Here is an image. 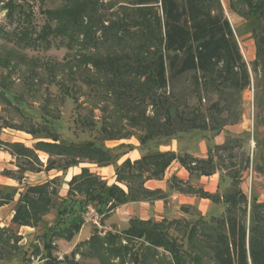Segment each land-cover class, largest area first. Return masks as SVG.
Masks as SVG:
<instances>
[{
	"label": "trees",
	"instance_id": "16d2710c",
	"mask_svg": "<svg viewBox=\"0 0 264 264\" xmlns=\"http://www.w3.org/2000/svg\"><path fill=\"white\" fill-rule=\"evenodd\" d=\"M91 1L92 3L83 1L67 7L66 0V5L62 8L45 11L47 18L56 22V25L52 27L46 24L40 33L30 24L31 12H26L13 0H9L5 8L8 17L12 18L17 14L28 22L25 30H21L18 38L16 37L17 41L33 46L40 42L37 39L46 29L45 40L52 36L58 38L67 48H79V57L74 62L68 61V72L82 67L92 72L93 75H87L84 81L89 87L96 84L95 88L101 87L105 96L116 99L120 112L125 114L132 127H141L145 131L139 138L142 145L161 135L172 137L175 118L186 130L216 129V135H219L221 127L226 124L218 126V121H209V125L200 124L196 109L192 111L191 118H184L178 112L174 116L172 101H175L176 96L168 92L169 89L172 90L173 82L185 76H201L202 84L196 78L197 84L194 88L200 98L203 93L220 95L225 90L243 92L250 87V72L219 0H212V4L216 2L213 7L205 4L206 0H125V5L121 6L125 17L124 26L113 23L109 27L99 25L97 21L100 18L96 13L99 0ZM243 1L248 8V15L264 20V0ZM86 20H96V23ZM99 31L101 38L97 36ZM34 35L36 36L32 39ZM142 37L145 38L141 41H146V44L143 42L139 46L136 41ZM254 37L257 48L254 66L257 70L261 68L264 74V28L255 30ZM103 45L120 47L123 51L117 53L110 48V54L106 56H98L96 52L84 53L97 50ZM1 93L5 94L4 91ZM148 107H152L153 116L147 115ZM46 125L52 130L55 128L50 122ZM106 127L104 135L107 141L125 138V135H116L115 124H108ZM3 128L25 131L35 140H40L33 149L19 143L0 141V149L9 151L18 159L20 173L41 171L43 165L37 151L50 156L45 167L46 172L68 171L85 162L103 168L115 161L113 150L95 141L61 142L54 131L41 136L43 132L39 126L22 130L0 125V131ZM226 148L228 147H218ZM213 157L209 155L207 159H198L190 155L179 156L170 151L144 154L139 160H126L117 167V179L112 185L91 173L89 169L83 168L68 183V194L61 200L56 223L42 236L44 248L48 252L44 264L57 263L51 254L54 240L71 242L81 232L85 224L82 215L89 205L94 206L103 219H107L122 205L164 200L167 193L151 191L145 184L150 180H162L174 162H179L193 177L212 176L217 170ZM229 158L230 164L237 166L234 157L229 155ZM236 172L229 174L233 186L229 194L206 193L183 182L173 183L172 188L226 207L222 218L210 219V222L218 224L223 233L216 232L218 227L215 226L210 228L211 233L206 232L203 235L211 240L212 259L215 264H264V203H257L254 199L249 204L248 196L240 187L241 174ZM56 183L57 178L43 185L28 187L17 202L12 225L19 228L38 227L43 218L55 208L59 198ZM13 199L14 194L0 191V207L11 203ZM183 211L188 212L189 208H183ZM200 219L205 221L204 218ZM181 222L182 219L162 222L133 219L128 229L107 232L104 238L96 232L86 244L90 257L99 260L100 264H116L113 263L116 259L119 260L117 264H125L124 257L131 251L129 244L132 239H145L156 249L165 246L178 259L175 253L177 249L167 239L164 225L172 226ZM6 234L14 235L11 229L0 228V248L7 245L4 240ZM197 236L194 231L188 234L189 239ZM16 237L19 243L22 239ZM123 241H127V245ZM2 252L0 249V256ZM191 260L193 264H198L197 256H193Z\"/></svg>",
	"mask_w": 264,
	"mask_h": 264
},
{
	"label": "rangeland",
	"instance_id": "374dc122",
	"mask_svg": "<svg viewBox=\"0 0 264 264\" xmlns=\"http://www.w3.org/2000/svg\"><path fill=\"white\" fill-rule=\"evenodd\" d=\"M8 1L0 0V125L22 128V130L39 126L43 132L41 136H45L46 132L54 131L59 135L61 142L95 141L112 149L115 161L105 170L85 162L79 168H72L69 171L54 170L37 177L36 180H31L32 183H42L57 178L59 198L51 214L36 228L21 229L12 225L9 219L12 213L11 207L0 209V228H9L14 233L4 236L7 245L0 248L3 250L0 264H44L48 252L44 248L42 236L58 219L61 200L67 197V182L74 175L80 174V168H87L103 181L112 184L122 158L134 149H138L140 154L144 155L175 148V153L184 156L191 155L189 152L198 154L200 145L206 146L207 155L214 156L217 168L215 180L220 195L232 192L233 186L229 174L237 171L236 173L241 174L240 187L248 196L249 203L254 198L260 203L264 202V74L261 68L257 70L253 63L257 52L254 31L264 28V20L248 15V8L243 0H219V3L224 16L231 24L250 72V87L243 92L225 90L220 95L203 93L201 100L194 91L197 79L199 84L203 82L201 76H185L173 82L172 90H168L176 96L175 101H172L174 116L178 112L184 118H191L192 111L196 109L199 116L197 121L200 124L209 125V121H218V126L226 124L220 129L223 145H217L216 141L219 138L216 139L218 137L216 129L186 130L176 118L172 137L161 135L142 145L139 138L145 134V131L141 127H132L125 114L120 112L115 98L105 96L101 92V87L95 88L96 84L89 87L84 81L87 75H93L92 72L84 67L73 68V72H68L69 62H74L79 57V48H67L58 38L52 36L45 40L46 29L37 39L40 42L33 46L17 41L16 37L21 30H25L28 22L17 14L12 18L8 17L5 8ZM13 1L26 12H31L30 24L37 33H40L46 24L52 27L56 25V22L47 18L45 11L60 9L66 5V0ZM83 1L92 3L91 0H67L66 6L71 7L72 4H81ZM123 2L125 0H99L96 12L100 17L97 18L99 25L109 27L113 23H118L124 26L125 17L121 7L125 5ZM205 4L216 6V2L212 4V0H206ZM89 22L96 23V20ZM100 35L99 31L97 36ZM143 38L145 37L137 39L136 43L139 46L143 42L146 44V41H141ZM128 46L130 47L131 43ZM110 48L113 47L103 45L97 50L92 49L84 53L96 52L98 56H106L110 54ZM113 49V52L117 53L123 51L120 47ZM251 53L252 56L249 55ZM67 90L70 92L68 93ZM2 91L5 94L1 93ZM144 109L145 106L142 107L143 111ZM147 115L153 116L152 107L147 108ZM47 122L54 125V130L46 125ZM108 124H115L116 135L121 137L125 135V138L107 141L104 132ZM8 131L15 134V137L28 147H33L36 143L25 131ZM127 135L129 136L126 137ZM221 146L228 148L218 149ZM229 155L234 157L237 166L230 164ZM40 157L47 162L48 157L43 154H40ZM132 158L136 157L132 155ZM18 176L20 175L16 177ZM2 182L4 181H0ZM27 182L24 181L26 186ZM5 190V194L15 195L18 192L13 188ZM225 209L224 205H220L217 207L218 211H210L205 217L200 216L197 210H193L191 215L181 218L183 222L172 226L164 225L167 239L177 249L175 253L178 259H175L174 253L165 246L156 249L145 239H132L129 244L131 251L124 257L125 264H193L191 260L193 256H197L198 264H215L212 259L211 240L203 235L206 232L211 233L210 228L215 226L218 227L216 232L223 233L218 224L210 222V219L222 218ZM200 218H204L205 221ZM101 225L102 229H99L95 224L85 223L82 232L71 242L54 240L51 254L57 261L56 264H100L99 260L90 257L86 242L96 232L100 233L101 238L110 232L111 224L107 219H103ZM122 231L123 229L113 228L111 232ZM190 231L196 232L198 236L189 239ZM16 236L22 239L19 243ZM123 244L127 245V241H123ZM113 263L117 264L119 260L116 259Z\"/></svg>",
	"mask_w": 264,
	"mask_h": 264
},
{
	"label": "crops",
	"instance_id": "0c3cea01",
	"mask_svg": "<svg viewBox=\"0 0 264 264\" xmlns=\"http://www.w3.org/2000/svg\"><path fill=\"white\" fill-rule=\"evenodd\" d=\"M249 55L252 56V53ZM255 60H256V55H255ZM8 130H12V132H14L15 129L3 128L0 131V141L4 143H10V144H15V143L23 144L15 137V134L9 132ZM217 136L218 137L216 139L219 138L218 141H221V139L223 140L222 138L223 136H221L220 134ZM35 141L37 143L40 140H35ZM218 141H216L217 145H223L222 141L221 142H218ZM26 147L33 149L34 146L33 147L26 146ZM169 150L170 152L176 151L175 148L169 149ZM166 152H169V151H166ZM207 153H208L207 147L206 146L202 147V145H200L199 147L198 154L189 152V154H191L192 157L198 158V159H207L209 157ZM36 154L38 155L39 160L41 164L43 165V167L41 168V171L39 172L26 171L24 173H20V165H19L18 159L14 157L9 151L5 149H0V181H4L0 183V191L5 193L4 191H6L5 190L6 188H13L14 190H18L17 194L14 195V199L11 203L0 207V209L11 207L12 213L9 217L10 221H12L15 215V208H16L18 200L20 199L21 194L24 193L28 189V187L43 185L51 181V180H48L42 183H32L31 182V180H34V179L36 180L37 177H40L41 175L45 173L48 174L51 172V171L50 172L45 171V167L48 163V160L50 159V156L47 153L41 152V151H37ZM40 154H43L44 156L48 157L47 162H44L41 159ZM132 155H134L136 158L133 159ZM142 156L143 155L140 154L138 149H134L124 155L123 157L124 159L122 158V161L120 160L121 162L119 163V165H122L126 160H130L134 162L136 160H139ZM81 165L82 164H80V166ZM79 167H75V168H79ZM109 167L110 166L103 167L102 169L105 170ZM80 169L82 170L83 168H80ZM8 173H12V174H15L16 176L17 175H20V176L14 177V176L9 175ZM28 178L30 179L28 180ZM173 178H175V180H173ZM71 179L67 182L66 184L67 186H68V183L71 181ZM116 179H117V175L115 176V181L112 182V184L116 182ZM215 179H216L215 174L212 176H202L200 178L193 177L191 176L190 172L187 169H185L184 167L180 165L179 162H174L167 169V171L165 172L164 178L162 180H150L145 184V187L151 191L160 190V191L167 193V197L164 200H157V201H151V202H133V203H128V204L118 207L107 218L108 223L111 224L109 230L112 231L113 228H120V229L126 230L130 227V221L133 219H138L141 221L152 220L155 222H162L163 220L173 221V220H179L182 217L191 215V212L193 210H197L199 212L198 214L202 217L203 216L205 217L206 214L210 211H213V212L218 211L217 207L220 205L214 204L211 200L203 199L201 197H198L197 195L184 194L172 188L173 183L183 182L184 184L192 185L196 189H201L206 193L216 194L218 193V184ZM25 180L28 181L27 186L24 184ZM15 183H18V185L17 184L15 185ZM112 184H109V185H112ZM68 190H69V187H68ZM251 203L252 202H250L249 204ZM257 203H260V202L257 201ZM204 206H205V210H203ZM183 208H189V211L185 212L183 211ZM51 212L48 215H46L42 221H44V219L48 217L51 214ZM24 228H31V227H22L21 229H24Z\"/></svg>",
	"mask_w": 264,
	"mask_h": 264
},
{
	"label": "built area",
	"instance_id": "2783aa9c",
	"mask_svg": "<svg viewBox=\"0 0 264 264\" xmlns=\"http://www.w3.org/2000/svg\"><path fill=\"white\" fill-rule=\"evenodd\" d=\"M82 218L85 223L95 224L99 229H102L103 216L97 211V209L89 205L86 211L83 213Z\"/></svg>",
	"mask_w": 264,
	"mask_h": 264
}]
</instances>
